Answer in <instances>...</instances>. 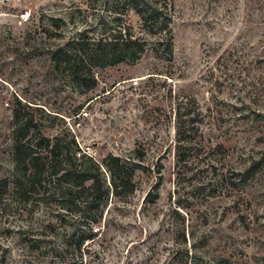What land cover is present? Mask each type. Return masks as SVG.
I'll use <instances>...</instances> for the list:
<instances>
[{
    "label": "rangeland",
    "instance_id": "rangeland-1",
    "mask_svg": "<svg viewBox=\"0 0 264 264\" xmlns=\"http://www.w3.org/2000/svg\"><path fill=\"white\" fill-rule=\"evenodd\" d=\"M107 1L0 0V180L14 171L16 101L44 136L72 138L96 161L135 148L145 155L135 192L108 203L80 249L74 211L39 205L37 195L1 207L0 264H264V0H171V58L129 12L121 28L148 49L133 65L93 69L96 86L80 92L50 52L101 33ZM178 105L199 114L198 141L214 169L176 174ZM253 163L237 186L236 173ZM146 195L157 200L146 205Z\"/></svg>",
    "mask_w": 264,
    "mask_h": 264
},
{
    "label": "trees",
    "instance_id": "trees-1",
    "mask_svg": "<svg viewBox=\"0 0 264 264\" xmlns=\"http://www.w3.org/2000/svg\"><path fill=\"white\" fill-rule=\"evenodd\" d=\"M170 2L171 0L107 1L111 15L107 23L103 19L99 21L101 33L96 32V36L91 38L85 33H79L76 38L50 52L55 70L65 72L71 83L80 92H85L96 86L93 69L121 63L133 65L139 61L148 49V42L142 37L134 36L130 25L121 28L120 23L123 18L127 23L129 12L139 18L147 35L161 38L157 47L164 46L171 58L173 7ZM16 106L12 110L14 171L10 179L0 180V208L9 206L10 202L26 206L37 195L40 196L37 198L39 205H53L58 211H74L77 221L69 227L70 237L75 240V247L80 249L85 240H92L95 236L92 227L102 221L108 203L113 199L128 198L135 192L136 172L144 168V152L141 148H135L128 157L108 154L96 161L82 152L72 138L67 142L66 137L44 136L33 124L32 118L21 114L24 109L31 107L20 101H16ZM179 109L180 105L173 116L172 155L176 174L188 166L193 167L192 165L200 172H206L209 167L214 169L212 164L205 163L211 152H205L198 141L199 128L196 125L200 123L199 114H181ZM257 166V163H253L245 171L236 173L237 186L244 184ZM161 169L157 173L160 177ZM194 170L193 167L187 171L194 175ZM153 196L152 201L151 196L146 195L143 203L153 204L158 195ZM58 211L54 214L56 218L62 216ZM60 221L61 219L49 220L47 227Z\"/></svg>",
    "mask_w": 264,
    "mask_h": 264
}]
</instances>
